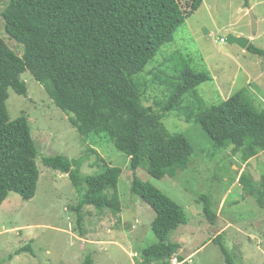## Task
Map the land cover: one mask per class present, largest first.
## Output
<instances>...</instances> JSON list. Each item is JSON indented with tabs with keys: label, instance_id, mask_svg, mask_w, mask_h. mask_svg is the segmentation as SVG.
<instances>
[{
	"label": "trees",
	"instance_id": "trees-1",
	"mask_svg": "<svg viewBox=\"0 0 264 264\" xmlns=\"http://www.w3.org/2000/svg\"><path fill=\"white\" fill-rule=\"evenodd\" d=\"M182 1L186 7L181 0L7 1L2 12L5 30L24 46V53L18 55L0 35V204L11 191L30 199L40 178L39 150L28 118L23 114L11 120L7 106L10 87L18 94H28L22 74L29 70L54 103L69 115L82 137L105 134L130 158L131 191L156 213L152 229L158 242L143 250L142 264H171L173 256L184 260L178 254L181 243L167 240L171 232L188 223L185 209L137 174L144 167L158 179L175 177L192 162L194 145L185 134L167 128L163 123L165 114L179 108L186 121L195 122L207 132L215 150L232 148L233 154L247 163L264 151V108H256L242 89L205 110L195 105L196 111L186 95L191 92L193 98H201L195 87L210 76L189 67L165 80L157 74L150 82L145 78L148 64L204 0ZM248 5L249 0H245ZM247 49L264 55V49L251 42ZM151 83L163 86L167 94L154 106L144 101ZM43 160L47 166L69 174L76 186L86 183V189L80 190V202L71 206L78 212L80 227L81 210L86 205L121 212V166L105 164L102 172L82 176L80 166L85 156L74 159L57 153ZM238 182L264 207V173L256 181L243 170ZM200 199L205 203V217L215 224L219 211L212 208L207 195ZM214 241L219 243L226 263L236 264L222 243L221 233ZM83 264H95L93 256L87 255Z\"/></svg>",
	"mask_w": 264,
	"mask_h": 264
},
{
	"label": "rangeland",
	"instance_id": "rangeland-1",
	"mask_svg": "<svg viewBox=\"0 0 264 264\" xmlns=\"http://www.w3.org/2000/svg\"><path fill=\"white\" fill-rule=\"evenodd\" d=\"M7 1L0 0V35L22 55L24 46L5 30L2 12ZM181 3L186 7L184 1ZM230 33L251 36L250 42L264 49V0H249L248 6L245 0H204L179 26L174 39L161 47L145 74L139 76L144 74L150 82L157 74L165 80L189 67L210 76L195 87L201 98L187 93L186 101L192 107L201 105L205 110L245 89L252 104L262 109L264 55L222 41ZM22 79L28 86V94H18L10 87L7 106L11 120L23 114L28 118L39 150L40 178L30 199L11 191L0 204V264H83L89 254L95 264H142L143 250L158 242L152 229L156 213L131 191L130 158L105 134L82 137L69 115L54 103L29 70L22 74ZM166 96L163 86L151 83L144 101L154 106ZM178 109L165 114L163 123L172 132L190 139L195 148L191 164L180 169L175 177L166 175L162 179L153 177L144 167L137 171L140 178L182 205L187 214L188 223L171 232L167 240L181 243L178 254L184 260L173 256L170 263L227 264L219 243L214 241L221 233L222 243L236 264H264V207L238 182L243 170L260 180L264 173V151L243 163L232 148L215 150L207 132L195 122L186 121ZM57 153L74 159L85 156L80 166L82 176L102 172L105 164L121 166V212L86 205L81 210L80 227L78 212L71 206L78 205L80 190L87 186L84 182L76 186L69 174L44 163V157ZM234 177L237 178L232 182ZM202 195H207L212 208L219 211L215 224L203 213ZM27 245L32 250H21Z\"/></svg>",
	"mask_w": 264,
	"mask_h": 264
},
{
	"label": "water",
	"instance_id": "water-1",
	"mask_svg": "<svg viewBox=\"0 0 264 264\" xmlns=\"http://www.w3.org/2000/svg\"><path fill=\"white\" fill-rule=\"evenodd\" d=\"M251 13H253V11L251 10ZM226 42L231 43V44H237L239 45L241 48H247L248 44L250 43V38L243 36V35H234L232 33H230L226 39Z\"/></svg>",
	"mask_w": 264,
	"mask_h": 264
},
{
	"label": "crops",
	"instance_id": "crops-1",
	"mask_svg": "<svg viewBox=\"0 0 264 264\" xmlns=\"http://www.w3.org/2000/svg\"><path fill=\"white\" fill-rule=\"evenodd\" d=\"M250 6L253 7L252 5H250ZM238 35H243V34H238ZM247 37H250V41H251L252 37L251 36H247ZM243 50H245V49L243 48Z\"/></svg>",
	"mask_w": 264,
	"mask_h": 264
},
{
	"label": "built area",
	"instance_id": "built-area-1",
	"mask_svg": "<svg viewBox=\"0 0 264 264\" xmlns=\"http://www.w3.org/2000/svg\"><path fill=\"white\" fill-rule=\"evenodd\" d=\"M222 39V41H224L225 39L224 38H221Z\"/></svg>",
	"mask_w": 264,
	"mask_h": 264
},
{
	"label": "clouds",
	"instance_id": "clouds-1",
	"mask_svg": "<svg viewBox=\"0 0 264 264\" xmlns=\"http://www.w3.org/2000/svg\"><path fill=\"white\" fill-rule=\"evenodd\" d=\"M223 38V37H222ZM224 42H225V40H224Z\"/></svg>",
	"mask_w": 264,
	"mask_h": 264
}]
</instances>
